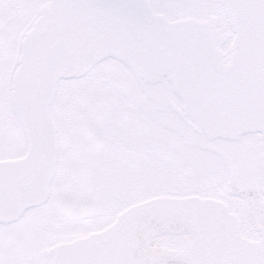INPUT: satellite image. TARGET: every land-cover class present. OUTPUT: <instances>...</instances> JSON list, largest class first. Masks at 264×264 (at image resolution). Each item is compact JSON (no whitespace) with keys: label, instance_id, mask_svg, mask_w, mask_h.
Instances as JSON below:
<instances>
[{"label":"snow or ice","instance_id":"1","mask_svg":"<svg viewBox=\"0 0 264 264\" xmlns=\"http://www.w3.org/2000/svg\"><path fill=\"white\" fill-rule=\"evenodd\" d=\"M0 264H264V0H0Z\"/></svg>","mask_w":264,"mask_h":264}]
</instances>
